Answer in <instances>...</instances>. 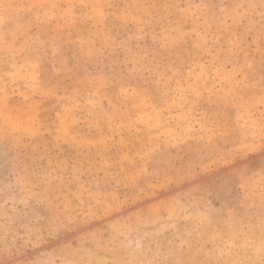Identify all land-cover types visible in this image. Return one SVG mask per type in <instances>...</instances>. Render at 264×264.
<instances>
[{
	"label": "rangeland",
	"instance_id": "374dc122",
	"mask_svg": "<svg viewBox=\"0 0 264 264\" xmlns=\"http://www.w3.org/2000/svg\"><path fill=\"white\" fill-rule=\"evenodd\" d=\"M0 264H264V0H0Z\"/></svg>",
	"mask_w": 264,
	"mask_h": 264
}]
</instances>
